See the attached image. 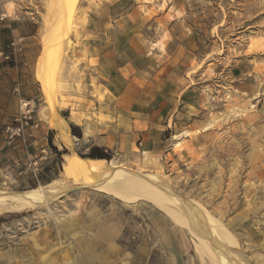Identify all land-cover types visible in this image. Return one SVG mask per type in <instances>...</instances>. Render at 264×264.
<instances>
[{"label": "rangeland", "instance_id": "374dc122", "mask_svg": "<svg viewBox=\"0 0 264 264\" xmlns=\"http://www.w3.org/2000/svg\"><path fill=\"white\" fill-rule=\"evenodd\" d=\"M0 17L10 41L22 37L10 32L13 23L28 24L31 41L26 47L22 40L25 52L16 59H27L38 110L49 112L50 124L37 76L46 50L50 62L40 70L54 110L67 108L73 117L104 102L107 92L104 73L89 59L91 41L103 38L121 49L118 61L147 60L141 79L147 90L165 94L169 106L148 137L131 128L136 113H92L99 125L106 114L114 119L110 159L144 178L160 175L180 199L228 229L235 260L238 254L242 264H264V0H0ZM48 146L55 155L39 186L25 180L0 189L69 183L65 156L86 155L89 143L59 147L50 137ZM107 248L120 254H88ZM60 249L71 255L61 257ZM206 254L145 199L128 203L81 187L53 201L0 207V264H216Z\"/></svg>", "mask_w": 264, "mask_h": 264}, {"label": "crops", "instance_id": "0c3cea01", "mask_svg": "<svg viewBox=\"0 0 264 264\" xmlns=\"http://www.w3.org/2000/svg\"><path fill=\"white\" fill-rule=\"evenodd\" d=\"M27 28L28 24L26 26H18V23H13V30L10 31L14 37L21 34L22 37H19V39L26 42V47L32 37L28 34ZM3 32V29H0V143L4 138L3 129L5 125L9 124L12 117L18 112L19 101L35 99L36 97L34 92V87H36L35 82L32 77H29L28 71L24 68L28 63L27 59L24 57L15 61L5 60L1 55V53L6 54L10 52V40L5 38ZM105 42V39L101 38L100 41L98 39L91 41L89 45V59L96 60L95 69L103 72L105 75L106 82L104 87L107 92L104 102H96L90 108L83 107L81 113L75 117L71 116V111L67 108H61L57 111L59 121L55 125L50 124L48 111L43 110L41 112L37 109L36 117L39 120L40 127L34 133L33 148L48 145L50 136L58 146L65 145L63 139L67 138L71 140L72 145L88 142V149L92 146H97L108 152L109 148H111L110 142L114 139V119L113 117H108L106 114L105 122L99 125L95 118L91 117L92 113L99 110L105 112L116 110L136 113L138 118L130 120L131 128L133 130H140L142 136L148 137L151 134L152 127H159L157 116L167 111L170 100L160 90H147L145 80L141 79V74L145 73L147 60L145 61L143 57L140 58L139 56H129L123 61H118L123 51L120 52L121 49L117 50L111 46H107ZM25 45L23 44L24 52ZM150 60L152 59L150 58ZM111 97L116 102L110 101ZM165 99L168 101L165 102ZM85 113H88L90 116L86 117ZM137 124H140L141 127H137ZM73 129L80 132L79 137L73 134ZM20 156H22L20 153L14 151H0V169L6 166L14 157ZM22 183H25V179L19 178L15 181L14 185ZM115 250L114 248H107L106 252L103 253V251L91 249L88 254L89 256H106L112 253L113 255L115 253L120 254V251L116 252ZM66 255H71V250L60 249V256L65 257ZM83 255L86 254L84 253ZM91 264L105 263L96 260ZM170 264L177 263L173 261Z\"/></svg>", "mask_w": 264, "mask_h": 264}, {"label": "bare ground", "instance_id": "6f19581e", "mask_svg": "<svg viewBox=\"0 0 264 264\" xmlns=\"http://www.w3.org/2000/svg\"><path fill=\"white\" fill-rule=\"evenodd\" d=\"M46 51L39 59L37 76L46 102L52 110L51 125H55L59 121V117L52 104L54 97L52 96L51 84L41 74L40 70L42 64L45 66L50 62L49 54ZM63 141L65 144L72 143L67 138ZM65 158L63 174L70 178L69 183H51L24 192L0 189V207H5L10 202L35 204L53 201L58 199L60 195L81 187H90L115 195L123 202L128 203L145 199L163 209L177 225L187 230L200 247L206 251V255L209 254L216 264H242L238 261L240 259L238 254L233 253L237 260L232 257L233 255H230L232 250L227 244L234 243L235 240L228 229L219 224V221L217 223L193 201L180 199L171 191L170 186L160 175L146 176L143 174L146 176L144 178L139 170L133 171L117 166L113 159L81 157L75 153L67 155ZM144 180L151 184L153 189L149 190L143 187Z\"/></svg>", "mask_w": 264, "mask_h": 264}, {"label": "built area", "instance_id": "2783aa9c", "mask_svg": "<svg viewBox=\"0 0 264 264\" xmlns=\"http://www.w3.org/2000/svg\"><path fill=\"white\" fill-rule=\"evenodd\" d=\"M22 52V40L14 38L10 41V52L1 53V55L5 60L15 61ZM37 109L36 99L20 100L18 112L3 129L4 138L0 143V151H14L22 156L14 157L0 169L2 185L13 184L17 179L24 178L28 183L39 186L43 181L45 169L49 166L52 156L55 155L48 145L32 147L35 140L34 133L40 127L36 117ZM54 166L59 168L57 160L54 161Z\"/></svg>", "mask_w": 264, "mask_h": 264}, {"label": "trees", "instance_id": "16d2710c", "mask_svg": "<svg viewBox=\"0 0 264 264\" xmlns=\"http://www.w3.org/2000/svg\"><path fill=\"white\" fill-rule=\"evenodd\" d=\"M73 134H75L78 137L80 136V132L75 131L74 129H73ZM48 141L50 143V136ZM81 157H90V158L107 159V160L110 159L109 153L97 146L90 147L89 152L86 155H81Z\"/></svg>", "mask_w": 264, "mask_h": 264}]
</instances>
